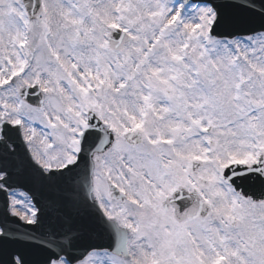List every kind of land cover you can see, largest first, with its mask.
I'll return each instance as SVG.
<instances>
[{
    "label": "snow or ice",
    "instance_id": "snow-or-ice-1",
    "mask_svg": "<svg viewBox=\"0 0 264 264\" xmlns=\"http://www.w3.org/2000/svg\"><path fill=\"white\" fill-rule=\"evenodd\" d=\"M0 264H264V0H0Z\"/></svg>",
    "mask_w": 264,
    "mask_h": 264
}]
</instances>
